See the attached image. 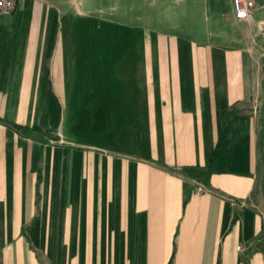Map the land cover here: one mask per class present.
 Listing matches in <instances>:
<instances>
[{"label":"crops","instance_id":"obj_1","mask_svg":"<svg viewBox=\"0 0 264 264\" xmlns=\"http://www.w3.org/2000/svg\"><path fill=\"white\" fill-rule=\"evenodd\" d=\"M27 1L0 17V264H264V0L152 31L133 66L119 52L120 129L86 150L62 128L109 96L99 56L15 34Z\"/></svg>","mask_w":264,"mask_h":264},{"label":"rangeland","instance_id":"obj_2","mask_svg":"<svg viewBox=\"0 0 264 264\" xmlns=\"http://www.w3.org/2000/svg\"><path fill=\"white\" fill-rule=\"evenodd\" d=\"M27 2L28 8L21 12V16L19 14L15 16L18 23L21 22V25L25 22V26L23 24V29L22 25L18 27L15 34L45 36L51 41L58 36L66 37L80 58L82 70L85 69L86 59L99 56V59L95 60L93 80L95 86L102 85L101 81L105 82L108 85L109 96L106 98L98 91L93 103H89L84 94V96L79 95L78 101H75L72 107H67L68 121H65L62 128L63 137L73 146L84 150L91 145L106 146L113 143L120 129L121 99L117 96L114 81L111 82L115 63L119 61V52H121V67L126 66L125 64L133 66L135 58L122 59V57L126 54L131 56V53L145 48L146 43L140 40L147 38L152 31L153 33L161 29L170 31L167 28L176 22L179 28L192 29V26H195V29L201 32L207 26L203 14L215 13L217 8L233 7L231 0H219L217 3H214L215 0H28ZM203 3L209 10L204 13L200 10ZM196 7L199 8V12L193 11ZM173 8H176L174 16L167 11ZM158 22L164 24L165 28H161ZM4 35L5 33H0L1 43L5 41ZM98 71L104 75L97 76ZM87 80L84 76L82 80L78 76L77 84L85 89L91 82L90 79ZM69 111H72L70 116Z\"/></svg>","mask_w":264,"mask_h":264},{"label":"built area","instance_id":"obj_3","mask_svg":"<svg viewBox=\"0 0 264 264\" xmlns=\"http://www.w3.org/2000/svg\"><path fill=\"white\" fill-rule=\"evenodd\" d=\"M19 0H0V17L8 16ZM235 17L238 20H251L255 10L254 0H232Z\"/></svg>","mask_w":264,"mask_h":264}]
</instances>
